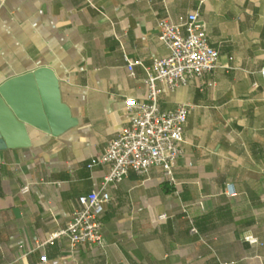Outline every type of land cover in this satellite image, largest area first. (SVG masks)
Here are the masks:
<instances>
[{"label":"crops","instance_id":"obj_1","mask_svg":"<svg viewBox=\"0 0 264 264\" xmlns=\"http://www.w3.org/2000/svg\"><path fill=\"white\" fill-rule=\"evenodd\" d=\"M191 12L220 58L160 99L189 110L178 186L159 168L130 170L109 187L103 247L49 241L100 187L110 167L98 160L130 125L126 100L145 97L147 68L169 54L158 21ZM126 56L142 60L135 75ZM40 67L77 124L60 135L28 124L27 146L0 147V264H264V0H0V85Z\"/></svg>","mask_w":264,"mask_h":264},{"label":"built area","instance_id":"obj_2","mask_svg":"<svg viewBox=\"0 0 264 264\" xmlns=\"http://www.w3.org/2000/svg\"><path fill=\"white\" fill-rule=\"evenodd\" d=\"M159 39L169 50L164 57L154 58L147 68L144 79L146 88L142 100H126L130 125L116 138L109 141L101 164H108L110 170L100 187L78 197L79 207L71 214L67 226L50 236L67 238L72 247L96 245L103 247L101 216L111 199L109 187L117 185L130 170L146 176L151 169L159 168L171 185L178 186L174 168L179 158L185 154L183 131L189 116L188 106L179 105L174 111L163 110L160 99L163 94L174 92L179 86L187 85L204 73L219 66L220 53L212 46L204 23L198 12H191L177 19L171 17L158 21ZM127 69L135 75V68L142 64L141 59L126 56ZM264 76V69L262 70ZM94 164H89L91 168ZM29 185L22 188L26 193ZM229 194L235 190L228 185ZM165 218L166 215L161 216ZM192 233H196L195 226ZM254 241V238L247 237ZM43 244H38L41 246ZM0 240V249H1ZM41 260L47 261L42 254Z\"/></svg>","mask_w":264,"mask_h":264},{"label":"water","instance_id":"obj_3","mask_svg":"<svg viewBox=\"0 0 264 264\" xmlns=\"http://www.w3.org/2000/svg\"><path fill=\"white\" fill-rule=\"evenodd\" d=\"M28 124L53 135L77 124L61 100L51 68L40 67L0 85V147L27 146Z\"/></svg>","mask_w":264,"mask_h":264}]
</instances>
